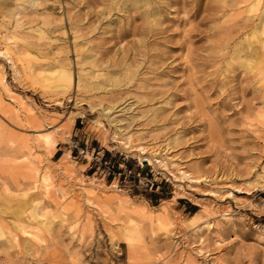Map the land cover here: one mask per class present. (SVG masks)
I'll return each mask as SVG.
<instances>
[{"label":"rangeland","instance_id":"1","mask_svg":"<svg viewBox=\"0 0 264 264\" xmlns=\"http://www.w3.org/2000/svg\"><path fill=\"white\" fill-rule=\"evenodd\" d=\"M262 15L0 0V264H264Z\"/></svg>","mask_w":264,"mask_h":264},{"label":"bare ground","instance_id":"2","mask_svg":"<svg viewBox=\"0 0 264 264\" xmlns=\"http://www.w3.org/2000/svg\"><path fill=\"white\" fill-rule=\"evenodd\" d=\"M254 1H256V0H254ZM250 2H251V0H250ZM34 4V3H33ZM248 5H249V3H248ZM254 7V4H250V6H249V10H252V8ZM21 8V7H20ZM106 12V11H105ZM250 11H248V13H249ZM16 16V15H15ZM262 16H264V15H262ZM149 21V20H148ZM15 23V22H14ZM262 24H264V23H262ZM21 26V25H20ZM261 29H260V34H264V25H262V27H260ZM41 32V31H40ZM40 32H39V34H40ZM256 32V30L254 29V33ZM16 33V32H15ZM254 33H252L251 34V37H250V39H254L255 40V34ZM42 34V33H41ZM21 35V34H20ZM38 36V35H37ZM16 38V37H15ZM5 39V38H4ZM250 39H248V40H250ZM256 41V40H255ZM249 42V41H248ZM252 44L253 43H248L247 44V46H249V47H251L252 46ZM7 47V46H6ZM5 47V48H6ZM5 52V51H4ZM7 53V52H6ZM5 53V54H6ZM4 54V55H5ZM7 54H9V53H7ZM6 54V55H7ZM5 55V56H6ZM8 56V55H7ZM247 61V60H246ZM254 66H255V64L253 63V61H251V60H249L248 62H245V67L247 68V69H252V68H254ZM43 77L45 78V80H52V81H54L55 83L53 84V88H55V89H58V90H63V89H65L66 88V86L69 84V83H71L70 82V80H71V69L69 68V66L68 65H66L65 67H52V68H49V69H47V70H45L44 72H43ZM113 78V77H112ZM1 79V78H0ZM62 79L64 80V82L62 81ZM51 82V81H50ZM111 108V107H110ZM38 135V134H37ZM43 136V135H42ZM48 138V136H45V139H47ZM39 217H41V219L43 220V222L45 223V224H47L48 223V219H47V217H46V215H43V216H39ZM50 223V222H49ZM19 231H21L22 229L21 228H17ZM27 233H29L27 230H22L21 231V234L22 235H26ZM0 235L2 236V237H4V238H6L8 241H14L15 239H14V235L12 234V232H11V230H8L7 231V229H5L4 230V228L3 229H1L0 230ZM23 244L25 245V247H29L30 246V239H28L27 237H24V239H23Z\"/></svg>","mask_w":264,"mask_h":264}]
</instances>
